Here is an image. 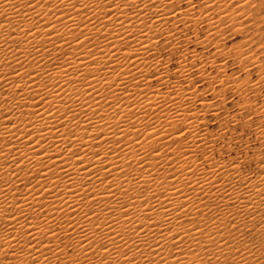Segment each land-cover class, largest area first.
Wrapping results in <instances>:
<instances>
[{
  "label": "bare ground",
  "instance_id": "bare-ground-1",
  "mask_svg": "<svg viewBox=\"0 0 264 264\" xmlns=\"http://www.w3.org/2000/svg\"><path fill=\"white\" fill-rule=\"evenodd\" d=\"M174 1L0 0V264H264V151L252 171L215 156L225 119L239 120L223 91L245 82L180 49L206 21L197 44L222 52V24L264 0H204L199 15ZM161 35L181 51L175 79ZM254 131L264 146V124Z\"/></svg>",
  "mask_w": 264,
  "mask_h": 264
},
{
  "label": "rangeland",
  "instance_id": "rangeland-1",
  "mask_svg": "<svg viewBox=\"0 0 264 264\" xmlns=\"http://www.w3.org/2000/svg\"><path fill=\"white\" fill-rule=\"evenodd\" d=\"M191 0H178V1H174L175 4H178V6H186V4L188 2H190ZM180 2V3H179ZM237 2V1H235ZM191 3H193V7H195V14H200L202 10H204V7L202 6L205 1L204 0H192ZM203 3V4H202ZM206 4V3H205ZM204 4V6H205ZM236 4V3H234ZM256 6V5H255ZM255 6H253L252 8L254 9ZM201 7V9L199 8ZM185 8V7H183ZM183 8H176V11H180L182 10ZM198 11V12H197ZM239 11V10H238ZM241 11V10H240ZM237 12L238 14H242L243 15L241 16L242 18V21L243 23H245L244 25L242 24H238L237 25L235 24V26H233L234 24L233 23H230L228 22L226 24V22H224V25L222 24V29L224 30V37L223 35L221 36L224 40H223V49H222V52H219L218 48H216L215 44L212 43L213 45H211V43H208V44H197L199 39H203V37H205V33L207 34L208 32V26H207V22L206 21H202L201 24L200 22L196 25V24H193V23H188L189 25L193 26L192 28H187L185 29L184 32L188 33L187 35H190L191 38L193 41L185 44V42L181 45L180 49H183L184 47H188V50H192L193 47H194V51H196L198 54H202L204 56H210L212 55L211 58H217L218 61H221L224 62L227 66H226V69L229 73L230 71V74H232L233 77H237V78H241V81L245 82V83H248L250 85H245V83H243L244 85V93H240V92H235L234 90L232 89H227V90H224L223 93L224 95L226 96V102L223 104L225 106V108L223 107L222 108V112H223V116H227V114H233V115H236L238 116L239 120H233L231 118H226L225 120L228 121V130L227 131H224L223 134H222V137L219 138V140L217 139L216 142H215V148H216V153H215V156L217 158H231V157H234V158H240L241 156V161H242V168L244 170H247V171H252L255 167H256V160L254 159V155L258 154L261 152L264 151V146H262L260 144V140H258V138L256 137V133H254L255 131V128L260 125V124H264V120H262L261 118H258L260 115L259 113L257 114L256 112L252 113L254 114L253 116H251L252 114L250 113V110H253V108L255 109V107L253 106H256V107H259V109H261V105L262 107L263 104H264V81L261 83H259L258 81L260 79H264V71L263 73H261L262 70H264V4L261 5V8L259 10V12L257 14H251L250 12L246 11L245 14L244 12ZM248 14V15H247ZM250 14V15H249ZM197 15V16H198ZM261 15V16H259ZM263 15V16H262ZM255 16H258V17H255ZM255 18V19H254ZM256 20V21H255ZM244 21H247V22H244ZM251 22V23H250ZM258 22V23H257ZM261 22V23H260ZM256 23V25H255ZM259 26H258V25ZM180 27H183L184 25L182 24V22L178 24ZM231 25L233 27H231ZM239 25V26H238ZM188 26V25H186ZM186 26H184L183 28H185ZM194 27H197L196 29H194ZM200 27V28H198ZM203 27V28H202ZM207 27V28H205ZM241 27V28H240ZM254 27V28H253ZM232 28V29H231ZM260 28V29H259ZM194 29V31H193ZM198 29V31H197ZM244 29V30H243ZM250 29V30H249ZM227 30V34H226V31ZM237 30V31H236ZM197 31V32H196ZM201 31V32H200ZM206 31V32H205ZM240 31V32H239ZM197 33L194 34V33ZM252 32H256V33H253ZM192 33V34H190ZM234 33V34H233ZM230 34V35H229ZM263 34V35H262ZM252 35V36H251ZM228 36V37H227ZM249 36V37H248ZM257 36V37H256ZM160 37V38H159ZM158 39H159V42L161 43V46L160 47H163L162 43H164L163 41L165 40L164 37L161 35L159 36ZM162 37V38H161ZM245 37V38H244ZM261 37V38H260ZM195 38L197 40H195ZM164 39V40H163ZM245 40V41H244ZM254 40V41H253ZM240 41V42H238ZM263 41V42H262ZM242 42V44H241ZM247 42V43H245ZM252 42V43H251ZM262 44H261V43ZM231 43V44H230ZM233 43V44H232ZM185 44V45H184ZM230 44V46H229ZM237 44V45H236ZM244 44V45H243ZM250 44V45H249ZM259 47H258V45ZM190 45V46H189ZM207 45V47H205ZM210 45V46H209ZM226 46V47H225ZM229 48H228V47ZM242 46V47H241ZM204 47V49H203ZM236 49H235V48ZM215 48V49H214ZM239 48V49H238ZM241 48V49H240ZM250 48V49H249ZM254 48V50H253ZM179 49V50H180ZM225 49V50H224ZM245 49V50H244ZM179 50H176V51H171L170 50V47H167V46H164L163 48H161L159 50V53L161 54V56H163L165 59H166V62H168V64L166 63L165 65L168 66V68L170 69V74H172V78H174L175 76V69L179 67V58H180V53L181 51ZM201 50V51H200ZM213 50L215 51V54L213 52ZM218 52H217V51ZM240 52L239 50L242 51V54H239V56H241V58H244L245 56L248 55V59L247 57H245V61L244 59H241L239 56H238V53L237 51ZM178 51V52H177ZM243 51L245 53V55L243 56ZM250 53H247L249 52ZM252 51V52H251ZM174 52V53H173ZM228 52V53H226ZM258 52V53H257ZM261 52V53H260ZM234 53V54H233ZM236 53V54H235ZM260 53V54H259ZM170 56H169V55ZM227 54V55H226ZM233 54V55H232ZM252 54V55H251ZM176 55V56H175ZM219 55V56H218ZM226 55V56H224ZM230 55V56H229ZM257 55V57H256ZM243 56V57H242ZM223 57V59H221ZM241 59V61L238 62L239 58ZM252 57H254L255 59H253ZM251 60H250V59ZM257 58V60H256ZM263 58V59H262ZM178 59V60H177ZM181 59V58H180ZM169 60V61H167ZM233 60V61H232ZM237 60V61H236ZM261 60V61H260ZM252 61H254L255 63H253ZM258 61V62H257ZM259 61L261 62V65L259 63ZM237 62V63H236ZM243 62V63H242ZM245 62V63H244ZM242 63V64H241ZM248 64H252L251 67L250 65H247ZM263 64V65H262ZM178 65V66H177ZM233 65V66H232ZM247 66V67H244V66ZM255 65V66H254ZM173 66V67H172ZM260 66V70H259V67ZM210 66H207V72H210V73H215L216 72V67H210ZM238 71V72H237ZM237 73V74H236ZM245 73V74H244ZM249 73V74H248ZM260 73V74H259ZM259 74V75H258ZM261 75V76H260ZM258 76V77H257ZM244 77V78H243ZM257 77V78H256ZM154 78V76L152 77ZM176 78V77H175ZM174 78V79H175ZM239 78V80H240ZM247 78V79H245ZM243 79V80H242ZM254 79V81H253ZM258 81H257V80ZM256 80V81H255ZM154 84L152 83V85L156 86V87H160V88H163L165 89L167 86L165 85H159L160 83L158 81H156V79H153L152 80ZM158 82V84L156 83ZM250 82V83H249ZM255 84V87H254V84ZM258 83V84H257ZM253 84V86H252ZM257 84V86H256ZM202 85V84H201ZM200 85V86H201ZM252 86V87H251ZM219 87V86H218ZM259 87L258 89L259 90H256V88ZM169 89V87H167ZM166 88V89H167ZM249 88V89H247ZM167 89V90H168ZM262 89V90H261ZM250 90V91H249ZM255 90V91H254ZM261 90V91H260ZM234 91V92H233ZM257 91V92H256ZM248 92V94H247ZM262 92V93H261ZM205 95L204 97L206 98V100H211V101H218L220 100V96L214 94L213 92H209V91H205L204 92ZM230 94V95H229ZM216 95V96H215ZM239 95V96H238ZM243 95H245L243 97ZM263 95V96H262ZM213 96V97H212ZM228 96V97H227ZM250 97L252 99L251 101V105H247L245 106L244 104H242L245 100V98H248ZM240 97V98H239ZM255 97V98H254ZM212 98V99H211ZM231 98V99H229ZM234 100V101H233ZM255 100V101H253ZM243 101V102H242ZM257 103V104H256ZM253 104V105H252ZM231 105V106H230ZM233 105V106H232ZM259 105V106H257ZM252 106V107H251ZM229 107V108H228ZM241 107V108H240ZM240 108V111L239 109ZM251 108V109H250ZM228 109V110H227ZM231 110V111H230ZM221 112V113H222ZM227 112V113H226ZM238 112V113H237ZM250 113V114H249ZM247 115L249 117H247ZM255 116V117H254ZM207 119L209 120L208 123L203 127L205 128L207 126V130H213L212 132L210 131L211 134H216L215 136L218 135V132H220L222 130V126H221V122L219 121V119H215L213 118L212 115L210 114H207ZM210 118V119H209ZM251 118V119H250ZM215 119V120H214ZM211 120V122H210ZM217 120V121H216ZM248 120H251V124L249 122V124L247 123ZM213 121V122H212ZM236 121V122H235ZM255 121V122H254ZM261 121V122H260ZM230 122V123H229ZM243 122V123H242ZM257 122V123H256ZM242 123V124H241ZM216 124V125H215ZM239 124V125H238ZM218 125V126H217ZM252 125V126H251ZM221 128V129H219ZM242 128V129H241ZM231 130V131H230ZM235 130V131H234ZM223 131V130H222ZM221 131V132H222ZM233 131V132H232ZM236 132V133H235ZM240 133L242 136H240ZM249 135V136H248ZM248 136V137H247ZM233 137V138H232ZM230 138H231V141H230ZM244 138V139H243ZM229 139V140H227ZM233 139V140H232ZM242 139V140H241ZM221 140V141H220ZM223 140V141H222ZM240 140V141H239ZM250 140V141H249ZM257 140V141H256ZM229 143H228V142ZM255 141V143H254ZM222 143V144H221ZM227 144V145H226ZM230 144V145H229ZM234 144V145H233ZM249 144V145H247ZM219 145V146H218ZM226 145V146H225ZM223 146V147H222ZM260 147V148H259ZM221 151V152H220ZM256 152V153H255ZM228 153V154H227ZM230 153V154H229ZM248 153V154H247ZM255 153V154H254ZM200 154V153H199ZM254 154V155H253ZM264 154V152L262 153ZM248 155V156H247ZM200 156V155H199ZM243 159V160H242ZM245 159V160H244ZM251 161V162H250ZM253 163V164H252ZM248 167V168H247ZM251 231V232H250ZM253 230H249V234L247 233V237L249 239V241H257L259 239H261L260 235L254 233L255 231ZM250 233H253V234H250ZM260 236V237H259ZM246 237V238H247ZM256 238V239H255ZM259 238V239H258ZM70 251L72 250L71 248L69 249Z\"/></svg>",
  "mask_w": 264,
  "mask_h": 264
}]
</instances>
